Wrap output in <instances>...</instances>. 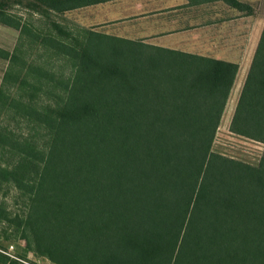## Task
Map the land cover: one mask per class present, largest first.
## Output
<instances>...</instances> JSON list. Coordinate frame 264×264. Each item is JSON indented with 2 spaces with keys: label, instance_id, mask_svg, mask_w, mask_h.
<instances>
[{
  "label": "trees",
  "instance_id": "obj_1",
  "mask_svg": "<svg viewBox=\"0 0 264 264\" xmlns=\"http://www.w3.org/2000/svg\"><path fill=\"white\" fill-rule=\"evenodd\" d=\"M37 1L46 15L53 0ZM0 23L72 69L63 78L0 48L17 84L0 100L48 137L12 138L19 161L0 168L27 199L16 220L29 247L56 264H264V150L256 165L212 150L237 63L51 21L57 34H35L1 9ZM41 91L53 102L34 104ZM229 130L264 144V27Z\"/></svg>",
  "mask_w": 264,
  "mask_h": 264
},
{
  "label": "crops",
  "instance_id": "obj_2",
  "mask_svg": "<svg viewBox=\"0 0 264 264\" xmlns=\"http://www.w3.org/2000/svg\"><path fill=\"white\" fill-rule=\"evenodd\" d=\"M261 0H53L46 15L68 31H93L249 66L264 27ZM249 68V67H248ZM235 77V78H236Z\"/></svg>",
  "mask_w": 264,
  "mask_h": 264
},
{
  "label": "rangeland",
  "instance_id": "obj_3",
  "mask_svg": "<svg viewBox=\"0 0 264 264\" xmlns=\"http://www.w3.org/2000/svg\"><path fill=\"white\" fill-rule=\"evenodd\" d=\"M261 1L260 10L262 11V16H264V0ZM39 5L37 0H0L1 10L10 14L15 20L30 24L35 34L38 33L37 30L42 32L52 31L57 34V30L47 20L48 17L40 12V9L43 10V8H37ZM60 36L58 38H64ZM64 39L69 40L67 38ZM19 46L22 50L16 49ZM0 48L10 53L17 52L20 58L33 62L43 69L50 70L57 76L59 74L63 78H69L72 74L71 65L66 62L62 51L39 45L36 40H32L30 33L20 34L19 30L2 23H0ZM10 64L9 60L0 57V89L3 88L6 95L10 94L13 96L17 84L4 80V74ZM248 67L249 60H243L227 99L220 125L212 144V150L216 153L256 165L260 161L264 144L234 134L229 130V124L246 78ZM13 68H21V63L13 65ZM39 86L41 89H45L46 86L52 88L53 84L49 82V84L45 83ZM19 92L22 93V91ZM30 99L37 106L41 103L53 102V98L51 96L48 97L43 91L38 94V97ZM12 138H27L36 146L42 148L48 137L46 130L38 126L35 121L27 118L15 106L8 107V101L2 102L0 100V168H11L19 161V153L9 149L12 144ZM26 209L27 199L22 192L14 183L0 176V253L9 258L3 264H10V260L18 264H56L46 256L38 254L32 247H29L27 236L22 232L19 223H17L18 219L16 220L17 217L21 219Z\"/></svg>",
  "mask_w": 264,
  "mask_h": 264
}]
</instances>
